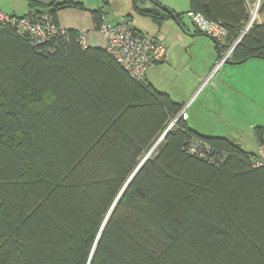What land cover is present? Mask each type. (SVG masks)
Masks as SVG:
<instances>
[{"label": "trees", "instance_id": "trees-1", "mask_svg": "<svg viewBox=\"0 0 264 264\" xmlns=\"http://www.w3.org/2000/svg\"><path fill=\"white\" fill-rule=\"evenodd\" d=\"M132 1L136 14L184 29L181 13ZM252 1L188 0V12L225 28L222 43L210 37L222 55ZM38 6L25 15L46 13ZM45 7L56 25L59 10L84 9ZM258 16L227 61L264 59V0ZM91 18L99 30L103 7ZM63 30L33 45L0 26V264H264L257 154L200 134L177 118L183 104ZM254 132L264 144V129Z\"/></svg>", "mask_w": 264, "mask_h": 264}, {"label": "rangeland", "instance_id": "rangeland-1", "mask_svg": "<svg viewBox=\"0 0 264 264\" xmlns=\"http://www.w3.org/2000/svg\"><path fill=\"white\" fill-rule=\"evenodd\" d=\"M74 1H82L87 10H62L58 16L59 24L61 28H77L86 32L88 45L105 46V39L92 26L88 11L104 5L107 11L105 21L117 23L130 14L133 23L146 35L164 38L162 43L175 56L173 66L177 69L174 72H160L161 84H165L164 81L174 82L171 87H183L184 93L189 92L188 95L191 96L201 84L195 85V77L204 73L205 76L211 75L184 104L186 114L190 116V125L197 126L203 132L200 134L205 136L226 137L247 152L258 151L254 129L258 126L264 129V59L251 58L241 64L224 62L215 71L214 67L210 69L217 57L214 43L208 38L210 36L195 32L186 13L188 0H141L146 6L167 5L183 12L184 29L170 19L158 25L151 18L136 14L132 0ZM29 2L30 0H0V10L9 15L23 16L29 9ZM207 85L208 89L203 90ZM213 85H216V90L210 92ZM174 88L170 89L171 92H174Z\"/></svg>", "mask_w": 264, "mask_h": 264}, {"label": "built area", "instance_id": "built-area-1", "mask_svg": "<svg viewBox=\"0 0 264 264\" xmlns=\"http://www.w3.org/2000/svg\"><path fill=\"white\" fill-rule=\"evenodd\" d=\"M259 5L260 0H253L249 4V18L240 34H245L255 21H259ZM187 16L200 32L212 37L215 41L221 43L224 41L226 30L219 23L209 21L199 13L188 12ZM0 26L14 29L18 35L28 38L33 45L42 44L56 34L64 33V30L59 28L47 13H30L25 16H16L6 14L0 10ZM98 31L105 39L104 48L106 52L134 80H143L150 65L163 63L166 60L164 44L153 36L137 32L128 19H123L117 23H109L104 19ZM80 32L79 43L85 46L87 44L86 32ZM238 39L219 57L214 71L227 61L234 44L240 40ZM210 76L205 82L209 80ZM180 117L187 118L185 106L177 116V118ZM198 146L197 143H193L190 152H197ZM253 166L264 168V144L258 146L257 159Z\"/></svg>", "mask_w": 264, "mask_h": 264}, {"label": "crops", "instance_id": "crops-1", "mask_svg": "<svg viewBox=\"0 0 264 264\" xmlns=\"http://www.w3.org/2000/svg\"><path fill=\"white\" fill-rule=\"evenodd\" d=\"M33 1H36V0H33ZM51 1H53V0H48V2H46V3H43V2H38V3H40L41 5H43V7H45V6H47V5H49V3L51 2ZM58 1H61V0H58ZM70 1H73V2H80V3H82L83 4V6H84V3L82 2V1H74V0H70ZM142 6V8H148L149 7V5L148 6H146L145 4H142L141 5ZM41 8L40 6H38V7H36V10H39V11H43V12H48V10H47V8L45 7V8ZM99 7H103V10H104V19L107 17L106 16V14H107V11H106V8H105V6L104 5H102V6H99ZM98 7V8H99ZM164 7H166V8H168V9H170V10H173V11H175L176 13H181V14H183V12H180V10H176L175 8H173V7H170V6H167V5H165ZM98 8H93L92 10H88L89 11V14H90V17H91V12L93 11V10H96V9H98ZM66 9H74V10H79V9H75V8H65V9H62V10H66ZM29 10V9H28ZM62 10H59L58 12H57V25H58V27L59 28H61L60 27V24H59V18H58V16H59V14L61 13L60 11H62ZM83 11H85V10H87L86 9V7L84 6V9H82ZM189 11V4H188V8H187V10H186V13ZM26 13H28V11L26 12ZM25 13V14H26ZM25 14H23V15H25ZM128 15H129V17H128ZM127 16H125V18H129L130 19V21H131V24H132V26L134 27V29L137 31V32H139V33H141V34H145L142 30H140L139 29V27L137 26V25H135L134 23H133V21H132V16L130 15V14H128ZM167 20H169V19H167ZM167 20H165V21H167ZM170 20H172V21H174L173 19H170ZM91 22H92V26H94V23H93V21H92V18H91ZM175 22V21H174ZM191 22V21H190ZM111 23H113V22H111ZM114 23H116V22H114ZM176 23V22H175ZM177 24V23H176ZM191 24H192V22H191ZM178 25V24H177ZM194 27V26H193ZM94 28H95V26H94ZM61 29H75V30H77V31H81L80 29H77V28H61ZM194 29H195V27H194ZM96 30V29H95ZM196 30V29H195ZM199 35H202V36H206V37H208L207 35H205V34H203V33H198ZM151 36H153V37H155L156 39H158V40H160L161 42H162V40H164V38L161 36V37H159L158 35H151ZM208 38H210V37H208ZM211 39V38H210ZM212 40V39H211ZM213 41V40H212ZM87 43V42H86ZM213 43H214V41H213ZM88 45V44H87ZM89 46H91V47H101V48H104V46H95V45H89ZM165 46V45H164ZM214 47H215V50H216V54H217V48H216V45L214 44ZM165 57H166V60L163 62V63H154V64H152V65H150V67L148 68V70H147V72H146V75H145V80L147 81V82H149L150 84H152L157 90H159V91H161V92H165V93H167L169 96H170V98L173 100V101H175V102H177V103H181V104H185V102L187 101V99L190 97V98H192V96L196 93V92H198L199 90H200V88H201V84L203 83H205V80L209 77V75L208 76H205V73L203 74V75H201V74H198L196 77H195V79H196V83H195V85L198 83V85H199V83H201L200 85H199V87L198 88H196V90L194 91V93L191 95V96H189L190 94H189V92H187V93H184V91H183V87H177V88H174V87H171V86H173V83L174 82H171V83H168V81L167 82H165L164 81V83L165 84H161V81H160V72H164V73H166V71L167 70H170V71H173L174 72V70L175 69H177L176 68V66H173L174 64H175V56L170 52V51H168V49H167V47H165ZM218 59H219V57H218V54H217V57L214 59V61H213V63L211 64V68L210 69H212L213 67H215V65H216V63H217V61H218ZM264 64V63H263ZM264 66V65H263ZM223 68V67H222ZM221 68V69H222ZM264 69V68H263ZM210 71V70H209ZM209 72H207V74H208ZM206 74V75H207ZM197 86V85H196ZM195 87V86H194ZM171 88H174V92H171ZM263 88V87H262ZM179 89V91H177ZM205 89H208V85L207 86H205L204 87V89L203 90H205ZM264 89V88H263ZM214 90H216V85H213L212 87H211V89H210V92H213ZM189 94V95H188ZM190 102V99L188 100V103ZM185 106V105H184ZM189 121H190V116L187 114V122H188V124H189V126L190 127H192L193 129H195L197 132H201V133H203L202 132V130L201 129H197V126H195L194 124H192V125H190V123H189ZM261 127V126H260ZM263 128V127H262ZM206 133V132H205ZM202 135H204V134H202ZM256 139H257V137H256ZM257 145H259V141H258V139H257ZM256 154H257V152H255Z\"/></svg>", "mask_w": 264, "mask_h": 264}, {"label": "water", "instance_id": "water-1", "mask_svg": "<svg viewBox=\"0 0 264 264\" xmlns=\"http://www.w3.org/2000/svg\"><path fill=\"white\" fill-rule=\"evenodd\" d=\"M168 13L169 12H171L170 10H166ZM193 25V24H192ZM194 26V25H193ZM196 29V28H195ZM244 35V33L243 34H240V36L238 37L239 39L242 37ZM238 39V40H239ZM236 41H237V39H236ZM214 44H215V42H214ZM237 44V42L234 44V46H233V48L235 47V45ZM216 48H217V54L219 55V56H221V54H220V51H219V48L216 46ZM233 48H232V50H233ZM247 60H249V59H244V60H241V61H238V62H231V61H226L225 63H229V64H241V63H243V62H245V61H247ZM173 123L174 122H172L167 128H166V130L162 133V135L160 136V138L158 139V141L156 142V144L154 145V147H153V149L157 146V144L158 143H160L162 140H163V138L167 135V133L169 132V130L171 129V127L173 126ZM153 149L146 155V157L140 162V164H139V166L137 167V169L142 165V163L146 160V158L149 156V154L153 151ZM136 169V170H137Z\"/></svg>", "mask_w": 264, "mask_h": 264}]
</instances>
